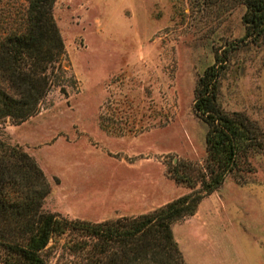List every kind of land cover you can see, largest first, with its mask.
<instances>
[{"label": "rangeland", "instance_id": "1", "mask_svg": "<svg viewBox=\"0 0 264 264\" xmlns=\"http://www.w3.org/2000/svg\"><path fill=\"white\" fill-rule=\"evenodd\" d=\"M244 11L237 0H55L64 74L52 72L38 112L0 120V138L27 151L50 184L43 209L99 221L190 192L169 169L203 162L193 90L225 50L220 102L264 130V36L245 35ZM248 160L250 171L226 176L172 224L188 264H264V150ZM65 240L48 243L47 264L72 258Z\"/></svg>", "mask_w": 264, "mask_h": 264}, {"label": "trees", "instance_id": "2", "mask_svg": "<svg viewBox=\"0 0 264 264\" xmlns=\"http://www.w3.org/2000/svg\"><path fill=\"white\" fill-rule=\"evenodd\" d=\"M237 1L245 6V35L258 40L264 36V0ZM54 2L25 0L0 9V120L9 116L20 122L38 112L52 72L64 74ZM229 51L215 54L194 85L193 110L206 125L202 164L181 161L169 169L191 191L149 212L90 221L46 211L50 184L42 168L20 145L0 138V264H47L48 243L61 236L72 257L67 264H188L172 224L194 214L226 176L250 171L248 157L264 150L259 123L220 102Z\"/></svg>", "mask_w": 264, "mask_h": 264}]
</instances>
